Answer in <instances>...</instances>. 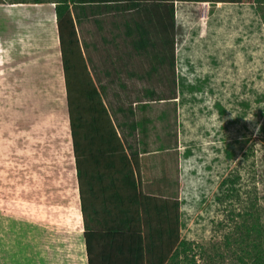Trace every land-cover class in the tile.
Segmentation results:
<instances>
[{"label":"rangeland","instance_id":"rangeland-1","mask_svg":"<svg viewBox=\"0 0 264 264\" xmlns=\"http://www.w3.org/2000/svg\"><path fill=\"white\" fill-rule=\"evenodd\" d=\"M57 1L0 0V264H31L33 247L75 233ZM233 1L70 7L74 74L97 89L142 194L174 207L168 264H246L264 242V0Z\"/></svg>","mask_w":264,"mask_h":264},{"label":"trees","instance_id":"trees-1","mask_svg":"<svg viewBox=\"0 0 264 264\" xmlns=\"http://www.w3.org/2000/svg\"><path fill=\"white\" fill-rule=\"evenodd\" d=\"M115 1L141 0H59L54 7L87 264H168V259L178 255L173 251L178 240L177 216L170 219L169 201L142 194L137 162L123 152L97 89L89 79L81 85L79 70L74 74L81 55L70 7ZM73 76L80 83L78 100L71 96ZM95 238L110 240V247L102 248L99 263L91 257ZM246 264H264V242L255 246Z\"/></svg>","mask_w":264,"mask_h":264},{"label":"crops","instance_id":"crops-1","mask_svg":"<svg viewBox=\"0 0 264 264\" xmlns=\"http://www.w3.org/2000/svg\"><path fill=\"white\" fill-rule=\"evenodd\" d=\"M168 200V199H164ZM167 202V201H165ZM170 205L168 207V215L171 217V212H169V208L172 207V203H168ZM74 212L72 215H74V235H73V241H71V235H57L54 243H53V251L50 249L49 242L48 246L43 244V248L41 250H38V247H33L32 252H31V264H43L48 262V264H55L54 260L55 258H47L50 256V253L52 251V255H55L54 249H59V248H65L68 252V256L72 259L73 264H87V256H86V247H85V240H84V235H83V221H82V216L80 213V208L79 204L76 206V209L74 208ZM151 217H157L156 214H152ZM76 219V220H75ZM172 219V217H171ZM39 235H44L43 231L41 233L39 232V229H37L36 236ZM69 236V239H67ZM59 237V238H58ZM34 241L32 242V245H34ZM110 247V240H105L104 242L101 241V239H93L92 244H91V257L92 261H97L99 263L100 261V255L102 248L103 249H108ZM1 255V254H0ZM14 255L17 257L18 261L21 262L22 259L24 258L23 256V250L20 246V248L16 247L14 249ZM46 255V261H44V256ZM3 256H0V260L3 261ZM61 264V263H59Z\"/></svg>","mask_w":264,"mask_h":264},{"label":"clouds","instance_id":"clouds-1","mask_svg":"<svg viewBox=\"0 0 264 264\" xmlns=\"http://www.w3.org/2000/svg\"><path fill=\"white\" fill-rule=\"evenodd\" d=\"M245 120H246V121H253V120H254V116H253V114H252V113L249 114V115L247 116V118H245ZM259 133H260V125L257 124V125H255V128H254V135H259Z\"/></svg>","mask_w":264,"mask_h":264},{"label":"bare ground","instance_id":"bare-ground-1","mask_svg":"<svg viewBox=\"0 0 264 264\" xmlns=\"http://www.w3.org/2000/svg\"><path fill=\"white\" fill-rule=\"evenodd\" d=\"M72 191V190H71ZM75 213V212H74ZM72 220V219H71Z\"/></svg>","mask_w":264,"mask_h":264}]
</instances>
